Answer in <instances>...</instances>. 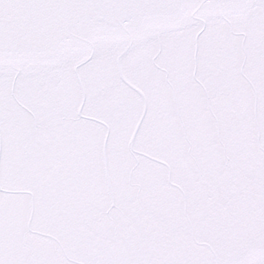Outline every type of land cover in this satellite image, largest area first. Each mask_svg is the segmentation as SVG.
<instances>
[{"label": "snow or ice", "instance_id": "1", "mask_svg": "<svg viewBox=\"0 0 264 264\" xmlns=\"http://www.w3.org/2000/svg\"><path fill=\"white\" fill-rule=\"evenodd\" d=\"M0 264H264V0H0Z\"/></svg>", "mask_w": 264, "mask_h": 264}]
</instances>
